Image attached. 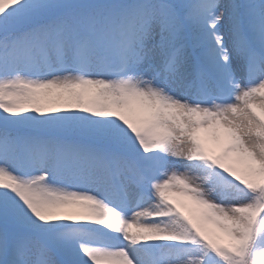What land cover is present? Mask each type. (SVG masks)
Masks as SVG:
<instances>
[{"label":"snow or ice","instance_id":"6c2138e0","mask_svg":"<svg viewBox=\"0 0 264 264\" xmlns=\"http://www.w3.org/2000/svg\"><path fill=\"white\" fill-rule=\"evenodd\" d=\"M0 264H264V0H0Z\"/></svg>","mask_w":264,"mask_h":264}]
</instances>
